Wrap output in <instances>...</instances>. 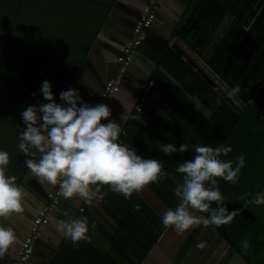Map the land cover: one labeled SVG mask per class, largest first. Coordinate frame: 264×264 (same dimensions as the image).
<instances>
[{
  "label": "trees",
  "instance_id": "trees-1",
  "mask_svg": "<svg viewBox=\"0 0 264 264\" xmlns=\"http://www.w3.org/2000/svg\"><path fill=\"white\" fill-rule=\"evenodd\" d=\"M54 1H58V8L52 11L62 19L53 28H46L45 34H49L51 43L47 44L45 52L40 50L42 42L40 38H34L35 33L27 36L26 31L34 30L35 26H25V44L34 48L27 54L32 66L23 59H6L4 70L0 72V86L7 88L13 102L22 100L14 109L12 120L16 124L22 123L23 130L21 113L26 107L49 102L40 91L44 81L51 83L55 102L61 104L63 101L60 93L67 90L68 81L59 57L64 54L62 44L69 32L86 26L99 28L108 7L100 0H66V4L64 0ZM25 2L17 0L11 7L7 29L0 33V59L5 56V49L7 53L8 45L18 43L13 31L20 26V11ZM1 3L9 10V0ZM190 5L189 13H184L182 23L175 31L177 38L166 46L151 76L155 97L151 99L150 94L143 92L145 100H139L142 112L137 117H141L143 123L130 118L119 139L142 158L160 160L169 177L158 185L153 183L143 191L133 193L131 199L112 192L107 186L102 188L107 193L104 199L135 231L147 250L131 239L121 224L116 223L113 230L106 227L109 215L103 211L100 201L93 205L84 203L81 219L86 217L88 221H96L94 229L104 233L103 237L109 242L116 232L124 239V244L110 245L114 256L100 250L92 241L73 247L71 240L65 238L52 264H142L151 252L157 251L173 264H194L189 257L197 245L203 243L208 247L206 244L212 239L217 241L214 244L217 248H231V252L224 254L222 264H264V205H249L248 208L244 205L257 192H264V17L259 22L264 0H191ZM228 15L230 20L218 35ZM34 63L42 64L34 68ZM236 86L240 88L239 93L229 95ZM12 107H15L14 103ZM1 129H4L3 124H0ZM167 143L177 148L187 143L189 150L165 154L159 146ZM195 145H228L233 151L221 159L235 162L240 156L245 158L238 183L218 179L225 206L230 212L239 209L241 214L228 224L193 228L181 236L174 227L163 224L162 214L175 210L179 202L175 188L183 176L176 173L175 168L194 159ZM2 147L0 143V150ZM7 152L10 163L6 174L15 176L19 184L25 169L24 161L29 157L16 148ZM241 196L245 199L241 200ZM148 197L158 200V205L162 203V210L152 208ZM137 204L139 211L134 208ZM89 226H92L90 221ZM243 240L249 242L247 249L242 247Z\"/></svg>",
  "mask_w": 264,
  "mask_h": 264
},
{
  "label": "clouds",
  "instance_id": "clouds-1",
  "mask_svg": "<svg viewBox=\"0 0 264 264\" xmlns=\"http://www.w3.org/2000/svg\"><path fill=\"white\" fill-rule=\"evenodd\" d=\"M40 91L49 102L29 105L21 113L25 127L19 133L17 147L29 157L24 163L41 184L58 186L60 195L65 199L77 197L85 204L93 205L107 195L102 191L105 186L125 199H131L133 193H139L153 183L158 185L169 177L160 160L144 159L134 148L119 142L121 126L109 119L112 114L109 106H91L83 101L76 89L62 91L60 99L66 104H58L52 85L47 80L42 83ZM239 91V86H236L229 95ZM131 118L143 123L141 117ZM120 119L126 121L129 116L124 112ZM159 150L165 154L185 153L189 145L183 143L177 148L167 143L160 145ZM232 151L228 145H195L194 159L177 165L175 172L183 176L182 182L175 188V197L179 202L175 210L162 214L166 227H174L183 236L193 228L228 224L241 214L239 209L228 210L218 187V179L239 182L245 158L240 156L235 162L221 159ZM9 163V153L0 150V219L23 215L26 208L24 201L28 196L27 191L17 184V178L6 174ZM247 195L252 196L251 193ZM213 204L217 206L212 207ZM244 205L247 208L249 205H264V192H257ZM134 208L139 211L140 205H134ZM54 227L71 240L73 247L92 240L86 217L54 221ZM91 227L94 229L95 225ZM17 239L12 227L0 225V257L10 251ZM241 244L245 249L250 246L247 240ZM197 247L203 249L205 245L200 243Z\"/></svg>",
  "mask_w": 264,
  "mask_h": 264
},
{
  "label": "crops",
  "instance_id": "crops-1",
  "mask_svg": "<svg viewBox=\"0 0 264 264\" xmlns=\"http://www.w3.org/2000/svg\"><path fill=\"white\" fill-rule=\"evenodd\" d=\"M100 1L105 2L106 5H108V7L105 8L106 14L104 20H107V24L105 25L104 31L99 33L100 27L97 28L92 26L72 29V31L69 32V35H67V37L65 38L66 42L62 44L65 50L64 54L63 55L61 54V56L59 57L60 63L64 67L63 69L65 70L66 78L68 81L67 89L73 86V89H76L80 92L81 97L87 99L88 101L91 100V102H94L98 99L99 94L105 85V79L108 76L109 77L112 76L110 73L111 72L114 74L116 73L117 64L113 62L114 58L116 55L118 56L121 53L122 51L121 46L125 41V37L127 33L131 29L129 28V26L126 28L123 27L122 18L124 16L121 7L119 6L115 7V10L112 11L111 16H108L109 10L112 7L115 0H100ZM125 1L126 0H119L120 6L123 5ZM185 1L187 2V0H164L162 2L161 9L158 12L159 15L160 12L162 14V9L165 10V12L163 13L164 16L163 20L160 21L162 27L159 25L156 26L155 33L150 31V33L152 32L150 43L146 45L144 48H142V52L140 53L141 56L140 58H134L135 63L132 66L133 74L128 77L129 78L128 80H125L128 87L123 88L122 96L118 98V101L114 102L115 107L111 109L112 114L109 119L115 120L117 123L120 124L121 121L120 114L123 113L121 110H124L125 107H129V106L131 107L132 105H133L132 106L133 109V107L139 102L141 96L143 95L144 92L143 90L145 89L147 83L150 81L151 76L153 75V72L155 71V68L157 67L158 64V62L152 59V57H155L156 55L155 49L163 42L164 36L167 35L169 32L168 30L170 29L173 30L174 28L173 27L174 25L172 26V23L173 20L176 18V14H178L177 7L174 3L180 6ZM192 4L193 3H191V5ZM189 5L186 7V11H185L186 13L184 12L185 14L189 13V8H188ZM263 17H264V9L260 13L259 22L263 20L262 19ZM229 20H230V15H228L225 23L220 28L218 35H220L222 30L226 27ZM181 21L183 20L181 19ZM181 21L178 24V26H176V29L173 30L168 45L173 43V39L175 37L177 38L175 31L179 28L180 24L182 23ZM155 23H158V19H156ZM155 25L153 26V28L155 27ZM252 43L253 41L250 43V45H252ZM192 57L195 59V56ZM149 60L153 62V66L147 64L146 61ZM197 67L200 68L199 63H197ZM101 72H103L104 74ZM102 75L105 76V79L104 78L102 79ZM140 76L141 77L147 76V80L144 85H141L137 80V78ZM138 88L142 90L137 98L135 92L138 91ZM134 97L137 98V102L135 104H134V100H135ZM150 97L151 99L155 97V94L152 90L150 93ZM109 101L110 100H108L107 103H109ZM98 102L99 100L97 101V104ZM129 119H130V115H129ZM129 119L126 122L125 126L121 129V133L123 129L126 127L127 123L129 122ZM23 175L24 177L25 176L26 177L25 179L23 177L22 180L20 178L21 182L18 185L22 186L24 190L27 191L28 193V196L25 198L24 201L26 205L25 212L23 213V215H19V216L13 215L8 219H0V225H3L5 227H12L15 231V234L17 233L16 235L18 238L17 243L13 247L15 249H19L21 247V242L26 236L24 232L25 230L28 229L29 221L30 222L32 221V216L34 217L38 213L39 207L42 205V203L45 200V197L40 195L37 192V190H35V187H33L36 185L35 182H37L38 179L31 174L30 170L29 171L27 170L26 165L22 176ZM31 180L33 181V183ZM41 188L43 191L45 190L42 186ZM64 201L65 202L62 203V208H58L55 214L53 213L52 216H54V220L53 222H51V226H48L47 224L48 230L46 234L44 235L41 232L40 236L38 237L42 242V244H40L42 249L38 251V254L34 255L36 262H33V264H48L46 258L50 256L49 254L50 251L54 253V256L52 257V261H53L65 239V237L59 232H57V230L55 229L54 221L74 219V218H78V216L81 215L80 208L83 207L84 202L78 208L76 215L73 216L74 212H76L73 208L75 207V203L79 202V198L74 197L66 200L64 199ZM147 201L151 204V207L154 208L156 211H160V209L162 208V206H160L162 205V203L159 205L157 204L158 200L148 197ZM100 203H101V207L104 209L103 211L106 210V212H108L109 215L107 220V222L109 223L108 224L106 223V227L109 228L110 230H113V228L116 226L115 225L116 223L121 224V226H123L125 231L131 236V239L132 238L135 239L137 244H140L143 247V249H146L144 243L139 238V236L127 223L124 222V220L117 213V211L105 199L100 201ZM103 211L101 210V212ZM89 221L91 225L93 224L95 226L97 225V222L94 221L93 219L92 220L89 219ZM89 227H90L89 235L92 236L91 241L102 251L104 250L110 253L111 255H114V251L110 247V245L112 243H116L117 245H121V246L122 244H124V239L120 235L115 234L116 232L113 234V238L109 242V239L107 240L106 237L105 238L103 237L105 235L104 233L98 232L96 229H92L91 226ZM58 241H60L59 246L57 245ZM204 242H206V240ZM216 242L217 241L215 239H212L209 242H207L208 244L206 245H209L208 247H205L203 249L197 247L196 250L194 251V254H191L192 256L189 258L195 261V263L193 262L194 264H222L221 260H223L225 256L224 254L227 255L229 252H231V248L228 246L223 247V249L217 248L214 246ZM126 247L128 246L126 245ZM128 249L131 250L132 248L128 247ZM221 255L223 256L221 257ZM3 259L4 256L0 257V264H2ZM50 264H52V262ZM142 264H173V262L169 258L165 257V255H163L161 251H157V252H151L146 257V260Z\"/></svg>",
  "mask_w": 264,
  "mask_h": 264
},
{
  "label": "rangeland",
  "instance_id": "rangeland-1",
  "mask_svg": "<svg viewBox=\"0 0 264 264\" xmlns=\"http://www.w3.org/2000/svg\"><path fill=\"white\" fill-rule=\"evenodd\" d=\"M1 2L2 0H0V33L3 32L2 30L7 29L9 20L12 16L11 7L17 2V0H9V4L7 6L9 7V10L5 9L6 6ZM66 3L67 1L64 0V4ZM76 3L78 4L79 1ZM57 4L58 1L54 0H26L20 11V15L22 16L19 18L20 26L13 31L16 34L18 43H15L16 45L11 43V45H8L6 47L7 53L5 49V56L3 57V59H0V72L4 70V61L6 62V59H9L11 61L23 59V61H25L29 66H32L33 63L27 56V54L30 48L31 50H33L34 48L32 47V45H29L28 48L25 44V26H35L34 30L28 29V31H26L28 33L27 36H31L32 33H35L34 38H37V40H39L40 38V41L42 42L40 50H43L45 52L47 44L51 43V41H49L50 38L48 37L49 34H45L46 28L48 26H51L53 28V25H58L59 20L62 19V17L60 18V15L52 11L58 8L56 7ZM23 54H25L27 57L24 58ZM37 61L41 62L39 60ZM39 66L38 64H36L34 68H38ZM8 94L9 91L7 92V88L0 86V102L2 103L0 106V124L4 125V129H1L0 131V143L3 144V149H1L2 151H6L7 146L9 148L7 149V151L12 148L18 149L17 145L19 143V133L23 130L22 123L19 124V122L18 124H16V122L12 120L13 111L18 104L20 105L22 103V100L21 98H19L20 100L17 101L19 103H16V100H14L13 102V99H11ZM13 103L15 104V107H12ZM13 123L15 125H13ZM78 218H81V216L79 215Z\"/></svg>",
  "mask_w": 264,
  "mask_h": 264
},
{
  "label": "built area",
  "instance_id": "built-area-1",
  "mask_svg": "<svg viewBox=\"0 0 264 264\" xmlns=\"http://www.w3.org/2000/svg\"><path fill=\"white\" fill-rule=\"evenodd\" d=\"M163 1L164 0H149L143 7L141 14L132 29L130 38L126 41L121 53L117 56V71L115 74L110 76L105 83L98 104L107 105L109 97L113 93L120 90L124 75L134 61L137 49L143 44L146 38L147 30L155 22ZM152 86L153 81H149L143 91L150 94ZM144 100L145 96L142 95L140 102H143ZM140 102L133 107L130 118L134 116L137 117L138 114L142 112ZM62 197L63 196L59 193L58 186L53 187L48 193V203L44 205L36 214L33 225L22 240L20 250L13 258L12 264L28 263L34 253L36 240L40 236L44 227L49 223L53 210L57 208ZM81 211H83V207L80 208V212Z\"/></svg>",
  "mask_w": 264,
  "mask_h": 264
},
{
  "label": "water",
  "instance_id": "water-1",
  "mask_svg": "<svg viewBox=\"0 0 264 264\" xmlns=\"http://www.w3.org/2000/svg\"><path fill=\"white\" fill-rule=\"evenodd\" d=\"M148 1L149 0H126L125 1V3L123 4V5H121L120 6V4H119V0H115V2L113 3V5H112V7L110 8V10H109V14H108V16H111V13H112V11L113 10H115V7H117V6H119V7H121V9L123 10L122 12H123V27H128L129 26V28H131L130 29V31L127 33V35H126V37H125V41H124V43H123V45L121 46V49H123V46H124V44L126 43V41L130 38V36H131V32H132V29H133V27H134V25H135V22L137 21V19H138V17L140 16V14H141V12H142V9H143V7L148 3ZM191 2V0H187V2L185 1V2H183L180 6L178 5V4H176V3H174L175 5H176V7H177V10H178V14H176V18L174 19V17H173V23H172V26L174 27L173 28V30L174 29H176V26H178V24L180 23V21H181V19L183 18V14H184V12L186 11V7L189 5V3ZM178 3V2H177ZM178 5V6H177ZM184 5H185V7H184ZM165 12V10L164 9H162V14H161V12H160V14L157 16V18H158V23H154L150 28H149V30H148V33H146V38H145V40H144V42H143V44L137 49V51H136V53H135V56H134V58H140L141 56H140V53L142 52V48H144L146 45H148L149 43H150V38L152 37V32H154L155 33V28H156V26H161V22L160 21H162L163 20V13ZM105 23V24H104ZM107 24V20H104L103 21V23H102V25L100 26V28H99V33L100 32H102V31H104V29H105V25ZM156 24V25H155ZM155 25V27L153 28V26ZM162 27V26H161ZM164 30V29H163ZM173 30L172 29H170V30H168L169 32H168V34L167 35H165L164 36V40H163V42L155 49V53H156V55H155V57H152V59L154 60V61H156V62H158L159 61V58H160V56L162 55V53L164 52V49H165V47L168 45V43H169V39H170V37H171V35H172V33H173ZM150 31H152L151 33H150ZM166 31V30H165ZM169 45H171V44H169ZM151 59V60H152ZM151 60H149V61H146L147 62V64H149L150 66H153V62L151 61ZM113 62H115L116 64H117V55L115 56V58H114V61ZM135 62L133 61L132 62V64H131V66L127 69V71H126V74L124 75V79H123V81H122V85H121V88H120V90L119 91H117V92H115V93H113L110 97H109V103H107V106H109V108L110 109H112V108H114L115 107V105H114V102H116V101H118V98L119 97H121L122 96V93H123V88L125 87V88H127L128 87V85L126 84V82H125V80H128L129 78V76L130 75H132L133 73V70H132V66H133V64H134ZM101 73H103V72H101ZM104 74V73H103ZM111 75H113L114 73H110ZM107 77V76H106ZM141 77V76H140ZM140 77H138L137 78V80H138V82L141 84V85H144L145 84V82H146V80H147V76H142L141 78ZM105 79V76L104 75H102V79ZM109 79V76L105 79V83L107 82V80ZM105 86V85H104ZM104 88V87H103ZM69 89H73V86L72 87H70ZM68 90V89H67ZM140 90V91H139ZM141 90L142 89H140V88H138V91H139V93H138V91L137 92H135V95H136V97L138 98V96H139V94H140V92H141ZM102 91H103V89H102ZM101 91V92H102ZM101 92H100V94H99V97H98V99L96 100V101H94V102H91V100H87V99H85V98H83L82 97V99H83V101L84 102H87V103H89L91 106H95V105H97V101L100 99V95H101ZM137 98H135L134 97V104L137 102ZM61 104H66V102L65 101H62L61 102ZM132 105V104H131ZM133 106V105H132ZM132 106L130 107H125V109L124 110H121L123 113L122 114H124V112H126V114L129 116L130 115V113H131V111H132ZM120 114V113H119ZM122 114H120L121 116H122ZM128 120H126V121H120V126H121V129L125 126V124H126V122H127ZM105 123H107V121H105ZM35 186H33V187H35V190H37V192L40 194V195H42L43 197H45V200H44V202L42 203V205L39 207V209H38V211L44 206V205H46L47 203H48V193H49V191L54 187V186H51V185H48L47 183H44V184H41L39 181H37V182H35ZM46 185V186H45ZM41 186L45 189L44 191L42 190V188H41ZM48 192V193H47ZM64 197H62V199H61V202L58 204V206H57V208L55 209V210H53V213L55 214V212L57 211V209L58 208H62V203L63 202H65L64 201ZM66 200V199H65ZM82 203H83V200H81V199H79V202L78 203H75V207L73 208L76 212H74V214H73V216H75L76 215V213H77V210H78V208L80 207V205H82ZM53 213H52V215H53ZM71 214H72V212H71ZM36 216V215H35ZM35 216L33 217L32 216V221L30 222L29 221V226H28V229L27 230H25V234H27L29 231H30V229H31V227H32V225H33V221H34V218H35ZM51 221H49L50 223H48V226H51V222H53V220H54V216H51ZM47 225L44 227V229H43V231H42V234H46V232H47ZM16 235H17V233H16ZM23 236H24V234H23ZM40 244H42V242L40 241V238H38L37 240H36V244H35V250H34V253H33V255H32V257L30 258V260L28 261V263L27 264H30V263H32L33 264V262H36V259H35V257H34V255L35 254H38V251H40L42 248H41V245ZM57 245L59 246L60 245V241H58V243H57ZM14 247V246H13ZM11 248L10 249V251L8 252V253H6L5 254V256H4V259H3V262H2V264H12V258L18 253V251L20 250V248L19 249H15V248ZM14 249V250H13ZM50 256L49 257H47L46 259H47V262H48V264H50L51 262H52V257L54 256V253L52 252V251H50Z\"/></svg>",
  "mask_w": 264,
  "mask_h": 264
},
{
  "label": "flooded vegetation",
  "instance_id": "flooded-vegetation-1",
  "mask_svg": "<svg viewBox=\"0 0 264 264\" xmlns=\"http://www.w3.org/2000/svg\"><path fill=\"white\" fill-rule=\"evenodd\" d=\"M156 19H158V18H156ZM155 21H156V20H155ZM154 23H155V22H154ZM154 23H153V24H154ZM27 170L29 171L28 168H27ZM23 177H24V175L21 177V180L23 179ZM25 177H26V176H25ZM25 177H24V179H25ZM21 180H20V182H21ZM31 181H32V180H31ZM32 183H33V181H32ZM32 183H31V184H32Z\"/></svg>",
  "mask_w": 264,
  "mask_h": 264
}]
</instances>
